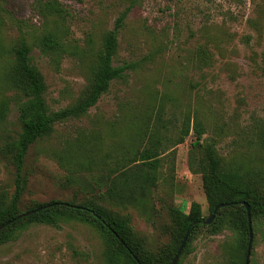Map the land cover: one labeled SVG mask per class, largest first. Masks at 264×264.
Here are the masks:
<instances>
[{
  "label": "rangeland",
  "instance_id": "374dc122",
  "mask_svg": "<svg viewBox=\"0 0 264 264\" xmlns=\"http://www.w3.org/2000/svg\"><path fill=\"white\" fill-rule=\"evenodd\" d=\"M32 1L0 0V103L5 106L0 194L7 201L16 187L15 167L1 148L20 131L17 105L22 99L9 80L14 49L26 40L32 63L43 76L47 107L63 108L88 89L104 37L124 12L113 61H135L137 67L124 80L114 81L85 116L58 123L50 136L30 148L21 209L51 200L80 202L86 191L66 181L69 170L54 157L55 151L64 153L68 144L84 139L98 141V148L106 151L124 137L134 149H143L144 136L134 138V128L126 126L130 121L137 128L143 120L154 126L159 112L170 126L163 130L167 140L161 178L147 209L123 210L146 247L159 250L169 243V205L187 213L195 201L205 217L211 215L203 176L189 168L194 131L170 147L183 113L201 118L202 140L212 142L225 162L240 166L241 172L250 168L264 173V151L254 144V126L264 119V0H61L69 10L33 20ZM49 31L62 39L66 50L41 51L39 40ZM96 176L84 177L92 181ZM231 236L228 230L214 234L200 229L181 264H229L224 241ZM104 249L100 233L88 224H38L0 245V264H103ZM249 263L264 264V224Z\"/></svg>",
  "mask_w": 264,
  "mask_h": 264
},
{
  "label": "trees",
  "instance_id": "16d2710c",
  "mask_svg": "<svg viewBox=\"0 0 264 264\" xmlns=\"http://www.w3.org/2000/svg\"><path fill=\"white\" fill-rule=\"evenodd\" d=\"M31 9L32 20L33 16L39 17L40 14L46 16L63 9L69 10L61 0H33ZM125 16L126 12L122 13L114 27L106 33L88 89L73 103L57 110L47 107L43 96V76L32 63L30 45L22 39L14 49L15 60L8 65V69L9 80L22 98L17 105L20 131L16 137L5 141L1 148L15 167L16 187L8 201L5 193L0 194V225H4L0 229V245L18 239L32 225L59 227L64 222L77 221L90 225L100 233L105 246L103 264H171L186 232L190 231L177 261V264H181L183 255L191 251V242L198 231L208 228L214 234L230 231L232 236L224 241L228 263L245 264L250 229L247 209L240 201L244 200L250 205L253 244L257 239V231L264 224V173L255 169L251 171L250 168L241 172L240 166L225 162L212 142L202 140L204 123L197 114L192 117L190 112L180 117L177 137L169 146L182 143L193 130L195 140L190 150L189 168L201 172L203 176L210 214L216 205L234 202L220 207L212 223L204 222L208 217L203 215L198 202H192L187 213L169 205L171 221L167 230L171 238L164 247L154 250L146 247L143 240L138 238L129 215L123 212L129 207L147 209L152 189L161 178L160 169L167 140L163 130L170 127L164 122L161 112L154 126H150L146 120L137 128L130 121L126 126L128 130L134 128V138L144 136L146 143L143 149H134L130 139L124 137V140L112 144L106 151L98 148V141L85 139L74 145L68 144L64 153L55 151L54 157L69 170L66 181L77 183L86 191L80 202L51 200L36 202L26 209L20 207L27 184L25 164L30 148L50 136L58 123L85 116L109 91L114 81L124 80L137 67L135 61L125 60L119 64L113 61ZM39 47L45 53L66 50L62 39L51 31L40 38ZM262 61L264 74V51ZM4 109L2 101L0 123L4 118ZM254 128V144L264 151V119ZM93 173H97V176L92 181L84 177ZM80 174H85L82 179ZM36 209L39 210L25 215Z\"/></svg>",
  "mask_w": 264,
  "mask_h": 264
},
{
  "label": "water",
  "instance_id": "95a60500",
  "mask_svg": "<svg viewBox=\"0 0 264 264\" xmlns=\"http://www.w3.org/2000/svg\"><path fill=\"white\" fill-rule=\"evenodd\" d=\"M234 202H224V203H220L218 205H216V207L214 208V211L213 213L204 221L206 224H210L212 223V221L214 220L215 218V215H216V211L220 208V207H223V206H227V205H230V204H233ZM241 204H243L246 209H247V213H248V225H249V229H250V239H249V243H248V247H247V254H246V261H245V264H249V260H250V254H251V248H252V241H253V230H252V219H251V209H250V205L242 200L240 201ZM37 210L39 209H36V210H31V211H28L25 213V215H30L34 212H36ZM4 225H0V229L3 227ZM189 234H190V231H187L178 250H177V253L176 255L173 257L172 259V262L171 264H177V261L187 243V240H188V237H189Z\"/></svg>",
  "mask_w": 264,
  "mask_h": 264
}]
</instances>
